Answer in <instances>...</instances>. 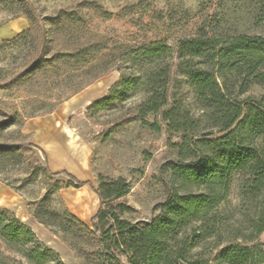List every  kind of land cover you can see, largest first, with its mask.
I'll return each instance as SVG.
<instances>
[{"label":"rangeland","instance_id":"1","mask_svg":"<svg viewBox=\"0 0 264 264\" xmlns=\"http://www.w3.org/2000/svg\"><path fill=\"white\" fill-rule=\"evenodd\" d=\"M25 3L34 8L45 29L41 52L38 22ZM202 30L207 36L264 37V0H0V120L7 122L0 126V143L24 145L0 151V207L28 225L63 264H116L92 233L91 221L100 205L95 192L98 176L127 181L129 193L103 207L126 204L132 211L121 218L136 225L158 217L172 189L180 194L198 192L169 169L180 160L172 144L182 135H169L161 113L145 118L160 124L158 132L135 116L141 93L110 109L87 112V108L107 96L119 79L117 69L126 65L128 48L160 41L174 51L171 97L199 117L201 111L194 107L176 66L180 40ZM262 94L263 86L254 85L240 98L258 100ZM260 107L264 110V104ZM54 118L66 147L88 154L91 178L80 187L71 185L82 181L67 171H50L45 153L33 142L34 134L24 131L27 122ZM202 129L200 124L196 133ZM35 159L48 174L33 173ZM243 179L240 174L232 176L227 210L220 217L233 213L243 218L251 207L250 200L239 194ZM259 240L264 243V232ZM1 252L0 264H28L18 254Z\"/></svg>","mask_w":264,"mask_h":264},{"label":"trees","instance_id":"2","mask_svg":"<svg viewBox=\"0 0 264 264\" xmlns=\"http://www.w3.org/2000/svg\"><path fill=\"white\" fill-rule=\"evenodd\" d=\"M25 6L38 22L34 8ZM38 34L41 52L45 29L39 22ZM173 53L160 41L128 48L126 65L117 69L119 79L87 112L113 108L141 93L135 116L158 132L160 124L145 118L161 113L169 135H182L172 144L180 160L169 169L174 178L190 183L198 192L180 194L172 189L161 214L151 223L136 225L121 218L132 211L126 204L103 207L129 193L127 181L98 176L95 192L100 205L91 221L92 233L116 264H264V243L259 240L264 232V110L260 107L264 94L258 100L240 98L254 85L264 88V37L246 33L207 36L202 30L180 40L176 70L190 90L194 107L201 111L199 117L169 93ZM6 124L0 120V126ZM200 124L203 132L197 134ZM23 147L0 143V151ZM30 169L49 173L36 159ZM235 174L244 178L240 196L252 205L243 218L233 213L223 218L220 215L227 210L226 197ZM71 185L80 187L84 182ZM200 247L206 252L198 251ZM1 249L20 255L28 264H63L28 225L2 207L0 254L4 256Z\"/></svg>","mask_w":264,"mask_h":264},{"label":"crops","instance_id":"3","mask_svg":"<svg viewBox=\"0 0 264 264\" xmlns=\"http://www.w3.org/2000/svg\"><path fill=\"white\" fill-rule=\"evenodd\" d=\"M24 131L34 134L33 142L45 153L50 171H67L79 181H90L87 152L80 155L72 151V148L66 147L67 139L60 134L56 118L45 122H27Z\"/></svg>","mask_w":264,"mask_h":264}]
</instances>
